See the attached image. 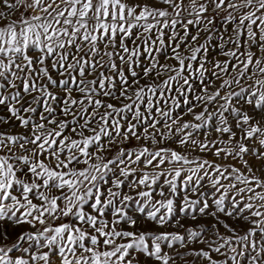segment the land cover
Returning <instances> with one entry per match:
<instances>
[{
    "label": "snow or ice",
    "instance_id": "snow-or-ice-1",
    "mask_svg": "<svg viewBox=\"0 0 264 264\" xmlns=\"http://www.w3.org/2000/svg\"><path fill=\"white\" fill-rule=\"evenodd\" d=\"M0 264H264V0H0Z\"/></svg>",
    "mask_w": 264,
    "mask_h": 264
},
{
    "label": "rangeland",
    "instance_id": "rangeland-1",
    "mask_svg": "<svg viewBox=\"0 0 264 264\" xmlns=\"http://www.w3.org/2000/svg\"><path fill=\"white\" fill-rule=\"evenodd\" d=\"M222 15H224L223 13H222ZM220 23V18L218 17L217 18V24H219Z\"/></svg>",
    "mask_w": 264,
    "mask_h": 264
}]
</instances>
